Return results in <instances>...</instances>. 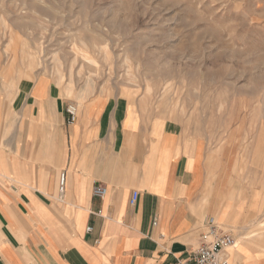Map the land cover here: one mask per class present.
I'll list each match as a JSON object with an SVG mask.
<instances>
[{"label": "crops", "instance_id": "1", "mask_svg": "<svg viewBox=\"0 0 264 264\" xmlns=\"http://www.w3.org/2000/svg\"><path fill=\"white\" fill-rule=\"evenodd\" d=\"M38 77L18 81L11 106L0 101V264H178L209 216L235 232L232 261L264 264L261 155L248 166L128 90L85 94L68 123L66 87Z\"/></svg>", "mask_w": 264, "mask_h": 264}, {"label": "rangeland", "instance_id": "2", "mask_svg": "<svg viewBox=\"0 0 264 264\" xmlns=\"http://www.w3.org/2000/svg\"><path fill=\"white\" fill-rule=\"evenodd\" d=\"M258 1L0 0V101L11 106L19 80L44 75L78 107L85 94L128 90L188 134L264 165Z\"/></svg>", "mask_w": 264, "mask_h": 264}, {"label": "built area", "instance_id": "3", "mask_svg": "<svg viewBox=\"0 0 264 264\" xmlns=\"http://www.w3.org/2000/svg\"><path fill=\"white\" fill-rule=\"evenodd\" d=\"M68 123L76 121L78 116L77 105L69 102L66 105ZM66 192L65 173L60 175L58 198L64 199ZM96 196L103 197L106 187L97 183L93 188ZM139 191H134L130 199L131 205H135L139 199ZM93 228L88 227V231ZM238 243L235 232L218 221L213 216L207 217L202 224L201 240L199 245L185 259H179L178 264H239L230 259V248H236Z\"/></svg>", "mask_w": 264, "mask_h": 264}, {"label": "bare ground", "instance_id": "4", "mask_svg": "<svg viewBox=\"0 0 264 264\" xmlns=\"http://www.w3.org/2000/svg\"><path fill=\"white\" fill-rule=\"evenodd\" d=\"M89 84V83H88ZM76 104V103H75ZM78 104V103H77ZM76 104V105H77ZM77 108H78V115H79V107H78V105H77ZM78 117V116H77ZM219 221V220H218ZM238 245H239V243H237V247H238ZM232 249H234V248H230V250L229 251H231ZM231 259V258H230Z\"/></svg>", "mask_w": 264, "mask_h": 264}]
</instances>
